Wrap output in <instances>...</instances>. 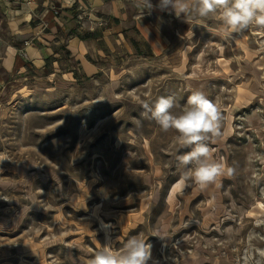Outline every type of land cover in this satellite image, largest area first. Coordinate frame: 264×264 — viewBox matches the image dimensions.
Returning a JSON list of instances; mask_svg holds the SVG:
<instances>
[{"label": "rangeland", "instance_id": "1", "mask_svg": "<svg viewBox=\"0 0 264 264\" xmlns=\"http://www.w3.org/2000/svg\"><path fill=\"white\" fill-rule=\"evenodd\" d=\"M156 11L161 48L127 29L91 76L1 71L0 264H88L106 233L151 243L149 264H264V29L224 41L213 16ZM194 90L220 108L209 146L235 168L204 190L179 185L189 149L141 103L173 96L179 112Z\"/></svg>", "mask_w": 264, "mask_h": 264}, {"label": "crops", "instance_id": "2", "mask_svg": "<svg viewBox=\"0 0 264 264\" xmlns=\"http://www.w3.org/2000/svg\"><path fill=\"white\" fill-rule=\"evenodd\" d=\"M128 7L124 0H0V80L1 71L31 67L65 66L70 76H91L93 57L113 52L127 29L146 32L152 51L161 48L157 9L128 17Z\"/></svg>", "mask_w": 264, "mask_h": 264}, {"label": "clouds", "instance_id": "3", "mask_svg": "<svg viewBox=\"0 0 264 264\" xmlns=\"http://www.w3.org/2000/svg\"><path fill=\"white\" fill-rule=\"evenodd\" d=\"M135 6L151 13L154 9L174 12L187 18L196 15L201 18L213 16L218 21L216 35L229 41L234 34H240L250 26L264 29V0H135ZM143 115L155 121L164 132L174 131L180 148L189 149L177 156L178 166L183 169L180 186L189 182L200 190L216 184L221 177L231 178L235 168L223 159L214 156L209 142H216L221 135L224 119L220 108L201 90H194L187 98L186 105L179 112L173 96H161L155 101H142ZM159 235V233H156ZM99 248L88 264H149L153 261V245L145 239L134 236L119 249L108 241ZM257 264H260L258 261Z\"/></svg>", "mask_w": 264, "mask_h": 264}, {"label": "built area", "instance_id": "4", "mask_svg": "<svg viewBox=\"0 0 264 264\" xmlns=\"http://www.w3.org/2000/svg\"><path fill=\"white\" fill-rule=\"evenodd\" d=\"M55 15L57 14V13H54Z\"/></svg>", "mask_w": 264, "mask_h": 264}]
</instances>
